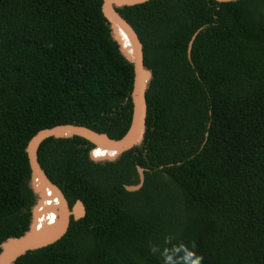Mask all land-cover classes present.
<instances>
[{
	"label": "trees",
	"instance_id": "1",
	"mask_svg": "<svg viewBox=\"0 0 264 264\" xmlns=\"http://www.w3.org/2000/svg\"><path fill=\"white\" fill-rule=\"evenodd\" d=\"M102 3L0 0V242L57 218L30 213L34 134L76 123L120 138L130 126L133 56ZM118 10L152 71L141 146L119 155L80 136L44 140L40 163L86 215L14 264H264V0ZM137 165L144 185L128 191Z\"/></svg>",
	"mask_w": 264,
	"mask_h": 264
},
{
	"label": "water",
	"instance_id": "2",
	"mask_svg": "<svg viewBox=\"0 0 264 264\" xmlns=\"http://www.w3.org/2000/svg\"><path fill=\"white\" fill-rule=\"evenodd\" d=\"M147 1L149 0H103L102 3V12L111 25L112 36L117 41L120 51L127 57L128 55L133 56V58L131 57V63H133L134 82L133 89L130 93L132 117L127 132L120 138H114L106 132L97 131L88 125L61 123L42 128L31 137L26 147L31 169L29 184L32 192L38 196L32 213L35 215L44 208L54 212L57 218L52 223L48 221L32 233L29 232V225L20 234L10 235L3 239L0 242V264H14L21 256L27 254L29 251L45 247L58 241L67 233L72 219L79 220L86 215L84 202L81 199H77L73 205H70L69 199L62 188L50 178L40 163L38 151L44 140L53 136H80L104 150L115 152L119 155L126 154L135 146H141L139 142L141 139L143 140L148 115L146 91L152 78V71L145 65L144 44L138 32L118 9ZM216 1L230 2L235 0ZM205 27L207 25L200 27L193 34L189 42V58L194 40L202 28ZM137 170L139 182L136 184H126L125 188L128 191L138 190L144 185L145 171L147 169L137 165ZM48 189L52 194V199L55 198L57 203L51 205L43 202L46 196H48L45 192Z\"/></svg>",
	"mask_w": 264,
	"mask_h": 264
},
{
	"label": "rangeland",
	"instance_id": "3",
	"mask_svg": "<svg viewBox=\"0 0 264 264\" xmlns=\"http://www.w3.org/2000/svg\"><path fill=\"white\" fill-rule=\"evenodd\" d=\"M28 160H29V159H28ZM137 173H138V170H137ZM138 176H139V175H138ZM29 186H30V185H29ZM30 188H31V187H30ZM35 198H36V201H37V199H38L37 194H35ZM35 203H36V202H35ZM33 206H34V205H32V207H31V209H30V213L33 212V210H32V209H33ZM29 225H30V223H29ZM28 227H29V226H28ZM20 228L23 229L24 227H23V226H20ZM32 251H34V250H32ZM23 256H24V255H23Z\"/></svg>",
	"mask_w": 264,
	"mask_h": 264
},
{
	"label": "bare ground",
	"instance_id": "4",
	"mask_svg": "<svg viewBox=\"0 0 264 264\" xmlns=\"http://www.w3.org/2000/svg\"><path fill=\"white\" fill-rule=\"evenodd\" d=\"M106 151H108V150H106ZM46 192L52 197V194L50 193V190L49 189ZM53 200L55 201V203H57V200L55 198Z\"/></svg>",
	"mask_w": 264,
	"mask_h": 264
},
{
	"label": "clouds",
	"instance_id": "5",
	"mask_svg": "<svg viewBox=\"0 0 264 264\" xmlns=\"http://www.w3.org/2000/svg\"><path fill=\"white\" fill-rule=\"evenodd\" d=\"M141 39V38H140ZM144 44V43H143ZM144 54H145V52H144ZM133 82H134V80H133ZM30 182V181H29ZM30 185V184H29ZM136 191V190H135ZM35 205V204H34Z\"/></svg>",
	"mask_w": 264,
	"mask_h": 264
}]
</instances>
